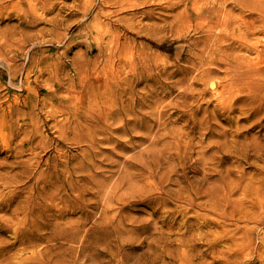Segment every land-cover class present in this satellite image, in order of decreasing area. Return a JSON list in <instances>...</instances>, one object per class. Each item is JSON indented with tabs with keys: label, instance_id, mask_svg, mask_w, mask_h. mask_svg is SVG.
I'll use <instances>...</instances> for the list:
<instances>
[{
	"label": "rangeland",
	"instance_id": "obj_1",
	"mask_svg": "<svg viewBox=\"0 0 264 264\" xmlns=\"http://www.w3.org/2000/svg\"><path fill=\"white\" fill-rule=\"evenodd\" d=\"M163 1L0 2V261L264 264L252 0L216 15Z\"/></svg>",
	"mask_w": 264,
	"mask_h": 264
},
{
	"label": "bare ground",
	"instance_id": "obj_2",
	"mask_svg": "<svg viewBox=\"0 0 264 264\" xmlns=\"http://www.w3.org/2000/svg\"><path fill=\"white\" fill-rule=\"evenodd\" d=\"M4 2V0H0V2ZM51 1V0H50ZM166 1V0H165ZM195 0H167L166 2H164L165 4H164V7H173V6H177V5H180V4H185V5H187L188 4V2H194ZM200 1V0H199ZM225 1H227V0H206V5H209V7L207 8V7H201L200 8V10L198 11V13L199 14H201V15H203V14H214V15H216L215 13H217V11H221V10H225V8H226V4H225ZM148 2H149V0H148ZM155 2V1H154ZM249 2V4L247 3V1H240L239 2V4H240V8H241V12L243 13V11L245 10V9H251V11H253V14H255V16H256V18H258L257 20H259L260 22H259V24L258 25H256V27H255V29H258V30H260V31H263L264 32V0H252V1H248ZM19 3H21V2H19ZM26 3V2H25ZM46 1H43V2H41V1H39V4H34V5H32V8H31V10H30V13H32V14H36V12L38 11V5H39V7H41V8H44V9H46L47 7H46ZM1 4V3H0ZM3 4V3H2ZM18 5V4H17ZM131 5H135V4H132L131 3ZM1 7V6H0ZM17 7H19V6H17ZM22 7V6H21ZM163 7V8H164ZM149 9V8H148ZM249 9V10H250ZM4 10V9H3ZM16 10H18V9H16ZM22 10H23V8H22ZM21 10V11H22ZM7 11H8V9H7ZM51 11V10H50ZM24 12H26V11H24ZM22 13V12H21ZM20 13V14H21ZM27 13H29V12H27ZM37 13H39V12H37ZM41 13V12H40ZM31 14V15H32ZM0 15H1V13H0ZM30 15V16H31ZM42 15V14H41ZM26 16V15H25ZM5 17V16H4ZM18 17H19V15H18ZM39 17H40V15H39ZM27 20V19H26ZM240 21H241V19H240ZM243 22V21H242ZM253 23H256V20H254L253 21ZM110 23H108V25H109ZM227 24H228V21L226 20L225 22H224V25L225 26H227ZM20 26V25H19ZM205 29H207L208 27L206 26V25H202ZM220 26H221V24H220ZM19 28V27H18ZM251 27H250V25H248V24H243V27H240L239 28V30L241 31V33L242 34H245V33H247L248 31H249V29H250ZM23 31H24V29H23ZM227 36V32H220L219 33V37L220 38H225ZM115 40V39H114ZM115 43V42H114ZM116 45H117V43H116ZM116 45L115 46H113V45H111V46H113V47H111V48H109L110 49V52L108 53V55L110 56V58H112V60H113V58L115 59V57H117L118 55H119V53L122 51L121 49L122 48H120L119 46L118 47H116ZM118 45H119V43H118ZM120 46H122V45H120ZM107 48V47H106ZM120 49V50H119ZM203 55H204V53H203ZM202 55V56H203ZM201 56V55H200ZM201 56V57H202ZM205 58V57H204ZM207 58V57H206ZM205 58V59H206ZM210 59V58H209ZM213 60V59H212ZM210 61V60H209ZM113 62V63H112ZM111 63V65H115V63H114V61H112ZM213 62V61H212ZM215 63V62H214ZM263 63H264V54H263ZM110 65V66H111ZM240 65V64H239ZM106 66H109L108 64H106ZM127 76H130V77H128V78H126V79H132L133 81L135 80V78H134V75L132 76V74L131 75H127ZM100 89H101V93L102 94H106V93H108V91L109 92H112V91H114V87H113V84H108L107 86H105V85H100V87H99ZM125 89H123V91H124ZM102 98H104L105 96H101ZM115 97H117V96H115ZM89 103H92V99L90 98V101H89ZM87 115V114H86ZM86 115H85V117H86ZM113 116V115H112ZM87 118V117H86ZM84 118L83 117H79V121L77 120L76 121V123H75V128L76 129H79V128H81L79 125H78V123H80V120H83ZM1 175H2V173H1ZM1 177V176H0ZM5 177V176H4ZM3 177V178H4ZM6 178V177H5ZM91 183L94 185V186H102L103 184H104V181H102V180H92L91 181ZM0 184H7V181H2V183H0ZM55 184V183H54ZM58 185V184H57ZM71 207H70V209L69 210H67V212H73V211H71ZM0 210H5L6 212H7V197H3V198H0ZM64 213V212H63ZM0 220H1V224H0V230H3L4 228H6V225H7V217H0ZM60 234H62V233H60ZM47 251V250H46ZM3 253H7V241L6 240H0V254H3ZM0 264H7V258L6 259H4V260H1L0 261Z\"/></svg>",
	"mask_w": 264,
	"mask_h": 264
}]
</instances>
